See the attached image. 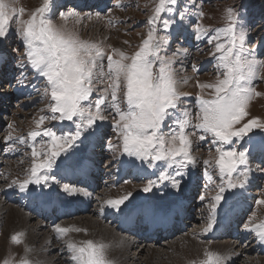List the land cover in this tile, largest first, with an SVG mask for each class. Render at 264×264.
I'll return each instance as SVG.
<instances>
[{"label": "rangeland", "instance_id": "374dc122", "mask_svg": "<svg viewBox=\"0 0 264 264\" xmlns=\"http://www.w3.org/2000/svg\"><path fill=\"white\" fill-rule=\"evenodd\" d=\"M102 1H105V3L101 4V0H99L100 3L98 0H54V7L50 9L53 13V22L57 27H64L75 33L83 41L98 44L106 55L111 54L113 49L121 50L128 56L133 55L139 50L143 40L147 38L151 27L150 21L155 15L159 0ZM7 2H12V0H7ZM73 2L77 5L75 8H73L74 5L73 7L69 6ZM43 4L44 0H14L13 6L17 10L23 8L25 10L24 14L19 18L15 15L12 16L9 21L8 36L6 39L0 40V93H8L7 99L3 100L6 101V104H0V110L3 111L0 112V137L4 135L0 138V223L2 222L0 224V264H5V261L8 264H21L22 261L33 264L29 251L31 244L27 240V232L25 230L21 232L13 230V224H11L9 218L12 208L18 209L30 217V220L27 218V225L31 226L30 229H36L34 233L37 236L36 238L40 235L38 242L47 233L51 240L45 247L50 251V254L52 253L48 258L56 257L55 264H75L72 260V253L67 249L69 242L78 246H85L87 241L106 245L104 242L94 239L95 234L93 235L89 230L83 229L91 220L98 224L102 221L104 228L115 230L117 233L120 230L118 235H122L126 239L135 238L141 242L139 246H146V250L144 249L143 252L136 249L130 250L131 252L127 256L137 257V261L131 259L130 264H205L209 254L220 256L217 251L211 248L210 243L228 244L230 241L234 244V240H239V242L246 240L244 244L240 245L239 249L235 250V253L241 250L244 251L243 256L239 257V264H262L264 252L260 250L264 249V246H261V249L256 248L254 243H258L257 240L261 243L257 232L264 230L261 228L264 225V203H258V201H264V160L261 159L258 152H252L251 146H248V164L239 165L237 172L232 175V180L237 184V187L228 189L226 191V195L229 197L227 204L221 202V205H217L214 210V197L218 194L220 185L222 183L227 184L226 178L222 180L217 165L219 158L217 148L228 150L232 146L213 143L211 135H206V138L201 140L199 138L201 133L198 130L194 135L191 134L194 131L191 125L199 122L196 119L199 97L203 95L204 98L210 99L214 95L213 89H201L199 85L214 84L218 78H222V71H218L216 66L218 63L216 57L219 56V53L216 56L213 55L216 42L208 43V40H205L204 37L207 38L215 30L227 27L229 9L235 10L238 24L240 23V13L243 14L244 22H246L248 34L245 48L255 52L257 71V77L252 79L251 85L255 88V92L260 93L259 96L252 98L247 109L248 116L241 121V125L236 127L242 126L243 123L252 118H259L260 122L264 123V79L260 78L264 77V66H262L264 65V0H177L174 5H166V9L171 8V11L166 10L162 13L160 20L172 19L174 16L178 18L181 13L184 14L182 21L172 25L170 35L163 31L158 21L157 34L160 36L168 35L169 42L162 48L160 54L171 61V69L178 90L180 86H186L191 92L182 97V103L183 107L187 108L190 113V116L187 117L190 125L186 132L191 140L189 154L195 160V163L185 161L187 167L181 169L185 174L183 177H175V179L180 180L179 188L173 187L168 180H164L158 182V187L153 188L152 192L144 193L142 189L149 180H156L165 166H167L169 175H172L173 171L179 168V165L170 161H153L152 166L147 167L142 161L129 157L123 152V139L119 131L113 128L118 117L114 118V111L104 110L105 119L102 123H97L95 134L87 140H84L82 136L81 140L84 142H78L79 147L70 150L72 153L71 160L61 155L53 165L52 170L48 172V175L50 177L54 176L55 180L50 181L51 186L43 188V192L45 190L57 192L58 198L64 196L71 201L74 207L83 198L88 202L94 201L89 212L77 215L71 214L69 217L61 219L53 217L56 208H52L50 212L39 209L35 202H31L34 199V193L28 190L26 192L19 187L25 180L32 178L31 169L34 163L43 161L46 154L52 150L53 146L50 138L43 135L46 130H53L57 134L72 133L77 125L86 124V118H74L75 123L67 120L60 122L58 120L43 119V123H41L42 118L51 115L50 104L53 102L50 89L47 88L46 80L39 77L28 65L26 48L13 30L19 27V20H29ZM99 6L106 9L102 10ZM69 7L72 8L69 9ZM69 11H74L76 15L69 16L67 19L56 15V13ZM201 12H203V16L200 15ZM259 23H261V26ZM192 37L195 40L194 42L190 40ZM225 39L221 35L219 42L223 43ZM183 43L185 44L184 48ZM211 59H213V69L219 72L217 76L211 74L214 72L210 73L206 67L205 71L200 73L202 71L201 67ZM158 67L159 62H157ZM105 71H107L106 59ZM11 77L13 82H10ZM109 83L110 81L105 80L103 83L96 84V88L102 90L108 87ZM179 91L184 93L181 90ZM97 94V92H94L92 99ZM99 94L110 96V92L104 93L101 91ZM119 95L122 96L123 93L121 92ZM84 103L87 104L88 102ZM120 107L124 109L126 104L121 102ZM94 111L95 109H93ZM181 118H184L183 113H178L176 119ZM104 126L107 127V131L101 132ZM33 131L41 133L35 140L30 135ZM163 131L167 132L168 129L164 128ZM258 132H260V129H253V132L248 135L252 136ZM245 140H247V137H245ZM243 143V141L235 142L234 146L237 151L242 149ZM97 144H102L104 147L100 164L105 163L103 165L106 168L104 171L105 173H112L111 179H113V182L107 188L97 190L98 186H102L106 182L99 183L94 193L91 194L75 183L70 184L67 187L76 189V194L67 195L62 184L71 180L61 172L67 167L76 166L84 158L89 147ZM170 146L168 145V147ZM31 147L32 150L35 148L41 155L33 157ZM100 148L102 147L98 146L96 150ZM133 160H135L134 163ZM205 160L209 161L208 165L203 163ZM100 168L102 169V167ZM39 174L43 175L45 173L41 171ZM197 176L202 180V183L199 179V182L194 186L195 188H192L193 180ZM253 176H256V180L252 183ZM109 181L112 180L109 179ZM199 183L202 186H199ZM114 184H117V186H114ZM241 184H243V187L239 186ZM247 185L253 186L251 191L254 193L250 201H247L248 204L250 203V207L242 213L244 217L239 219V226L228 228V230L234 231L237 238H234L231 234L229 236H223L224 234L216 236L212 227L217 228L225 224L224 221L229 211L243 201L241 194ZM7 187L9 188L6 189ZM33 187L36 188V191H41L39 187L34 185H29L28 189L31 190ZM86 193H88L89 198H87ZM128 193L132 194L130 200L137 207L148 204L161 206L160 204L183 197L189 208L195 206V204L197 205L194 210H192L193 207L190 208L197 217L195 215L191 217L192 212H189L190 215L186 218L185 223L188 221L191 223L188 222L187 230L186 227L182 232L177 229L173 238L160 241H154L153 236V239L148 242L149 246H147L145 241L131 236L132 234L122 227L121 214L119 220L117 219L118 222L114 218L111 219V217L118 218L119 213L112 209L108 201L119 199ZM92 194L95 196L93 199ZM68 205L67 201L62 203L64 209H67ZM87 209L88 206L85 202L79 207L80 212ZM22 213L21 218L23 219L25 215ZM44 214V218H38ZM189 217H191L190 220ZM15 222L18 221L15 220ZM113 223H117V229ZM140 223L142 222L140 221ZM210 224L211 228H209ZM38 225H41L40 229ZM91 226L95 232L100 228V226ZM57 228H67L69 231L66 234H61L57 232ZM121 231L126 234L123 235L124 233ZM13 236H18L20 243H15L11 239ZM226 239L228 240L226 241ZM108 241L112 242L113 239ZM252 247L253 249L256 248L255 252L251 250ZM117 253L118 251L108 250L106 246L105 259L110 264H120L116 262ZM57 254L60 255V258L57 257ZM222 262L228 264L226 258H223Z\"/></svg>", "mask_w": 264, "mask_h": 264}, {"label": "snow or ice", "instance_id": "6c2138e0", "mask_svg": "<svg viewBox=\"0 0 264 264\" xmlns=\"http://www.w3.org/2000/svg\"><path fill=\"white\" fill-rule=\"evenodd\" d=\"M176 3L177 0H159L155 15L150 21L151 27L147 38L131 56L118 49H113L111 54L106 55L98 44L83 41L64 27H57L50 11L54 7V0H44L43 6L37 9L29 20H19V27L13 31L26 48L28 65L39 77L46 80L53 102L50 104L51 115L42 118L41 123L43 119L75 123L74 118H86V124L77 125L72 133L57 134L53 130H46L43 133L50 138L52 150L46 154L43 161L34 163L31 169L32 178L19 185L22 190H28L29 185H34L41 191H36L33 187L32 193L38 197L47 196L48 193L42 189L50 187V181L55 180L48 172L61 155L71 160L70 150L84 142L81 140L82 136L87 140L95 134L97 123H102L105 119L104 110L114 111V118L118 117L113 128L119 131L123 139V152L129 157L142 161L147 167H151L153 161H170L179 165L172 175H169L165 166L157 179L149 180L142 191L152 192L153 188L158 187V182L164 180L179 188L180 180L175 177H183L185 174L181 171L187 167L185 161L195 163L189 154L191 140L186 132L190 125L187 119L190 113L183 107L182 97L187 94L177 88L171 61L160 54L162 48L169 42L168 35L157 34L158 21L163 31L170 35L172 25L184 19V14L181 13L178 18L174 16L172 19L160 20L162 13L166 10L171 11V8L166 9V5ZM13 5L14 0L12 2L0 0V40L7 38L12 16L19 18L24 14L23 8L17 10ZM228 11L227 27L215 30L207 38L208 43L216 42L213 55L219 53L216 57L218 61L216 66L218 71H222V78H218L214 84L199 85L201 89H213L214 95L210 99L204 98L203 95L199 97L196 117L199 122L191 125L194 130L191 134L194 135L198 130L201 133L199 137L201 140H204L206 135H211L213 143L232 146L228 150L217 148L219 152L217 165L222 180L226 178L227 184L220 185L219 192L214 197V210L221 202L226 205L229 198L226 191L237 187L232 175L237 172L239 165L248 164V146H251L252 152H258L264 160V123L260 122L259 118H252L242 126L236 127L248 116L247 109L252 98L259 96L260 93L255 92L251 85L252 79L257 77L256 60L255 52L245 48L248 29L243 14H239L238 24L235 10ZM56 15L67 19L76 13L69 11ZM200 15L203 16V12ZM221 35L226 38L223 43L219 42ZM105 80L110 81L108 87L97 89L96 84ZM101 91L110 92V96L100 95ZM94 92L98 94L92 99ZM121 92L122 96L119 95ZM121 102L126 104V108L121 109ZM178 113H183L184 118L177 120ZM164 128L168 131H163ZM253 129H260V132L249 136ZM30 135L35 140L41 133L33 131ZM237 141L244 142L239 151L234 146ZM32 155L38 157L41 153L33 148ZM178 157L180 159H177ZM203 163L208 165L209 161L205 160ZM41 171L45 174L40 175ZM239 186L243 187V184ZM64 191L67 195L76 194V189H69L67 186ZM131 196L132 194L128 193L119 199L108 201V204L121 215L131 213L137 208L130 200ZM142 211L168 212L171 211V205ZM261 228L264 229V225ZM68 231L67 228H57V232L61 234ZM257 235L261 242H264V230L258 231ZM11 239L15 243H20L18 236ZM67 249L72 253L75 264H110L105 259L106 245L87 241L85 246H78L69 242ZM222 260L219 255L209 254L205 264H222ZM5 264L8 262L5 261ZM21 264L27 262L22 261Z\"/></svg>", "mask_w": 264, "mask_h": 264}, {"label": "bare ground", "instance_id": "6f19581e", "mask_svg": "<svg viewBox=\"0 0 264 264\" xmlns=\"http://www.w3.org/2000/svg\"><path fill=\"white\" fill-rule=\"evenodd\" d=\"M98 2H99V0H98ZM102 3H105V1L103 2L101 0V4ZM70 6L73 7V5H70ZM71 8L69 7V9H71ZM100 8H103V6ZM259 24L261 26V23H259ZM11 81L13 82L12 78H11ZM179 90L183 91L186 94L191 93L188 90V87H186V86L185 87L180 86ZM7 96H8V93H0V104L1 103L6 104L5 103L6 101H3V100L4 99L6 100ZM0 112H3V111L0 110ZM2 137H4V135L3 136L1 135L0 138H2ZM97 146L102 147V144H98ZM103 148L104 147L96 150V147L91 146L88 149V151L86 152L83 160L80 163H78L73 169H69V172L71 175L80 174L79 182L82 183L83 186H87V190H85V191H87L89 194H91L92 192L94 193V189H96V187L99 183L106 182L104 185L98 186L97 188L108 187L110 185V183L112 182V181H109V179H108V175H110L111 172L105 173L104 170L106 168L103 167L104 164H102V165L100 164V162L102 161L101 155L103 152ZM99 166L102 167L103 172ZM0 167H1V165H0ZM98 174H101L102 178L98 177ZM104 174H105V176H104ZM199 179H200L199 176H197L193 180V187L192 188H195L194 186H196V184L199 182L198 181ZM255 180H256V176H253L252 183ZM107 181H109V183H107ZM89 188L92 189V191H90ZM252 188H253L252 185H247V187L245 188V190L241 194L243 201L240 204H237L232 210L229 211L224 225L219 226L217 228L212 227V230L214 231L216 236L228 232L227 228L229 227L230 223L234 220V215L241 214V210H243L245 208V206L248 204L247 201H250V199L254 196V193H252V191H251ZM45 192L48 193L47 196H40L38 198L39 204L41 206H45L50 210L52 205H56V206L59 205V199L57 198V192H53V193H51L50 191H45ZM88 193H86L87 198H89ZM91 197L93 199V197H95V196L93 195ZM62 199H63V197H62ZM64 201H67V200L63 199L61 201V205ZM85 201H86L85 203H87L88 207L90 205H92L94 202L93 200L91 202H88L87 200H85ZM49 202H51V203L49 205H47ZM157 204H160V203H157ZM160 205L161 206L171 205V211H168V212L160 211L158 213H152V212H148V211H142V209L157 208L158 207L157 205L148 204V205H143L142 207L139 206L141 208L137 207L138 209L136 208L135 211L128 213V214H125V215H121V219H123L122 227L125 228V230H127L128 233H131L132 234L131 236L137 237V238L141 239V241H145L146 245L149 246V243H148L149 237L153 233L154 230H157V229L169 230L168 234H170V231H172L173 227H177L179 229H182V228L184 229L186 227V230H187L188 222H190V221H188L186 223H185V221H186V218L190 215L189 212H192L190 210V208L193 207L192 210L197 208L196 204H195V206H191L189 208V206L187 205V202L184 200L183 197L176 198L174 200L168 201V202L160 204ZM4 208H5V206H4ZM9 209H10V207H9ZM65 211H67V209H64L61 206L60 212L63 214ZM78 212H80V210H78ZM6 213H4V214H6ZM8 213H9V211H8ZM21 213L22 212H20L18 209L15 210L12 208L11 213L9 215V218L11 220V224H13V230L14 231L21 232L22 230H25L27 232L26 236L28 238L27 240H29L28 242H30V244H31L29 251H30V257L32 258L33 264H55L56 263V259H55L56 257L53 258V256H52L51 259L48 258L49 255H51L52 253L50 254V251H48L46 248L47 243L51 240L50 237L47 235V233L46 234L44 233L45 235H43L42 239H40V242H38L40 235L38 236V238H36L37 236L34 235L36 229L35 228L30 229L31 226L29 227L27 225V218L30 220V217L28 215H25L24 213H22L23 215H25L22 219ZM175 215H177V216H175ZM193 215H195V214L192 212L191 217ZM195 216L197 217V215H195ZM4 217H7V216H4ZM119 217H120V215H119ZM119 217H118V220H119ZM191 217H189V220L191 219ZM15 220L18 222H15ZM140 220H142V222L144 223L143 227H141V224L138 223V221H140ZM101 222L98 224V223H95L91 220L88 223V225H85L83 227V229L89 230L91 232V234L93 233V235L95 234L94 239L99 240L101 242H104L106 244L108 250L118 251V253L116 254V262H119L120 264H130L131 259L137 261V257L131 258L130 256L128 257L127 254H129L131 252L130 251L131 249H136V250H140L141 252H143L144 249L146 250V246H144V245H143V247L139 246L141 244V242L139 240H136L135 238L134 239H126V238L122 237V235L121 236L118 235L120 230L117 233L115 230L109 229L107 227L104 228L103 227L104 224ZM116 222H118V221H116ZM0 224H2V222ZM113 224H115L116 229H117L118 228L117 223H113ZM91 225L100 226V228L97 232H95V231H93L94 229ZM10 226H12V225H10ZM40 227H41V225H38L39 229H40ZM145 227H147L146 230H145ZM38 228H37V230H38ZM42 228L44 229V227H42ZM121 232H123V231H121ZM123 233H124L123 235L126 234L125 232H123ZM156 234H158V236L155 238V240H158V238L160 236V239L158 240V241H160L163 238L161 236V233L159 232ZM229 234L233 235L231 232H229ZM208 235H210V234H208ZM41 236H42V233H41ZM109 239H111V241L113 239V241L109 242L108 241ZM227 240L228 239H226V241ZM234 242L236 244L235 243L233 244L230 241L228 242V244L216 242V243H210V246H212L211 248L214 251H217L220 254V257L222 256L224 259L226 258L228 260V264H235V263L239 264V257L243 256L244 251L241 250V251H237L235 253V250L239 249L240 245L244 244L246 242V240L240 241V242H239V240H237V241L234 240ZM262 243H264V242H261L258 244H262ZM45 245H46V247H45ZM256 248L253 249V247H252L251 250H253V252H255ZM59 256L60 255L57 254L58 258H60ZM223 262H222V264H223ZM261 263L264 264V261Z\"/></svg>", "mask_w": 264, "mask_h": 264}]
</instances>
